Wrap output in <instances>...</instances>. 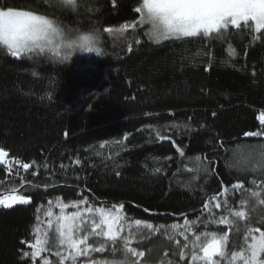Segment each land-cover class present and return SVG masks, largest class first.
I'll use <instances>...</instances> for the list:
<instances>
[{"label":"trees","instance_id":"obj_1","mask_svg":"<svg viewBox=\"0 0 264 264\" xmlns=\"http://www.w3.org/2000/svg\"><path fill=\"white\" fill-rule=\"evenodd\" d=\"M141 5L0 0V9L32 11L75 31V41L91 33L100 47L17 59L0 46V148L9 153L0 164V197L31 200L0 208V264L42 263L21 253L34 250L40 223L61 211L56 204L68 205L69 215L120 210L121 236L145 253L139 264H193L195 235L213 231L228 234L229 257L214 259L229 264L246 226L264 231V135H245L264 131V37L253 42L230 27L220 38L156 43L147 25L131 26ZM221 217L235 222H210ZM83 234L93 247L106 241L89 228ZM115 247L105 243L78 264H125L122 245Z\"/></svg>","mask_w":264,"mask_h":264},{"label":"snow or ice","instance_id":"obj_2","mask_svg":"<svg viewBox=\"0 0 264 264\" xmlns=\"http://www.w3.org/2000/svg\"><path fill=\"white\" fill-rule=\"evenodd\" d=\"M62 3L75 6L76 0H62ZM135 12L141 14L142 23L150 25L151 34L156 43L169 39L220 38L226 34V30L230 27L235 30H243L251 36L253 42L264 37V0H142V5L136 7ZM128 27L127 23L123 25V29ZM132 27H135V25H132ZM104 31L110 33L113 29L106 28ZM62 36V30L44 15H38L32 11L14 10L11 7L6 10L0 9V46H4L7 53L14 58H30V55L37 51L43 53L46 49L51 50L56 38ZM96 39L95 35L87 33L79 37L78 43L69 41L67 46L69 48L77 46L84 51L99 53L100 49L93 46ZM128 51L131 52L132 48L129 47ZM55 54H58V52ZM260 122L264 124V113L260 115ZM245 135L258 137L264 135V131L247 132ZM8 155L9 153L6 150L0 148V164L8 163L5 160ZM261 155L264 156V153H261ZM196 159L199 160L200 158L196 157ZM76 163H79V161L77 160ZM22 166L25 170L31 167L27 163ZM205 171L207 172L208 169H205ZM232 187L240 189L244 186L235 184ZM251 195L257 196L258 193L252 192ZM30 202V197L24 195H8L0 199V206L12 208L15 204L27 205ZM81 203H87V201H81ZM241 203H244V201H241ZM260 203L264 204V200H261ZM59 206L62 212L64 208L68 207L64 204ZM73 206L78 208V205ZM207 206L205 204V208ZM220 206V203L215 204L216 208H220ZM88 211L91 210L88 209ZM98 214L101 219L99 223L93 221V234L105 237V243L110 242L112 244V252L117 251L115 245L121 244L125 264H139L138 258L143 257L145 253L138 252L136 248L130 247L131 239L129 237L121 236L122 229L116 227L121 217L103 210H100ZM47 215L51 216L52 212L48 211ZM232 215L235 218H245L246 216L244 211H235ZM79 216L80 213L77 212L71 216L58 218L60 221V243L66 245L68 250V255L61 257L60 264L69 259L75 264L77 257L88 256L91 252L105 251V243H101L99 247H93L87 243L88 236L79 237L74 235V226ZM210 222L232 225L235 221L227 217H221L219 220L210 218ZM136 223L139 225L141 222L136 221ZM185 223L187 224L188 221H185ZM146 227L151 228L152 225L147 224ZM96 229H100V231L96 232ZM236 231L240 232V228L237 227ZM244 231L246 232L243 237L244 246L241 251L230 254L229 264L237 260L241 264H264V231H261L258 227L252 228L249 226H246ZM255 233H258V235H255ZM181 235H184V233H181ZM201 236L205 238L202 243L200 242ZM249 237L251 243H248ZM184 239L188 241L186 235H184ZM228 240L227 233L218 234L215 231L195 235V240L191 245V261L193 264H197V262L198 264H220V261L214 259V257H220L221 259L229 257L227 252ZM43 244L44 242L37 239L35 244L30 245L34 250L31 253L22 252L21 255L30 256L31 259L35 260L45 251ZM235 246V242H233V247ZM185 247H188V245L185 244ZM56 255L61 256L59 252ZM179 255L180 259L183 260L184 253L181 252ZM129 256L137 259L129 261ZM44 264H50V261L45 259ZM90 264H97V261L92 260ZM101 264H107V262H101ZM113 264H116V262H113Z\"/></svg>","mask_w":264,"mask_h":264},{"label":"rangeland","instance_id":"obj_3","mask_svg":"<svg viewBox=\"0 0 264 264\" xmlns=\"http://www.w3.org/2000/svg\"><path fill=\"white\" fill-rule=\"evenodd\" d=\"M138 23H142L141 18L137 23L135 22V23L131 24V26L136 25ZM142 24L147 25L149 32L151 33L150 25L147 23H142ZM57 26L61 29V27L59 25H57ZM61 30H62L63 36L57 37L54 44L51 47V50L46 49L45 51H49V52H53V53L58 52V54H60V55L68 53V52H75L73 54L91 53L88 51H84L77 46H73L72 48H69L67 46V44L69 41H75L74 35L76 32L73 30H70V31L69 30H63V29H61ZM151 36L153 37L152 34H151ZM78 41H79V39L76 40L77 43H78ZM93 46L100 49L99 43H98V45H96V41H95ZM93 52H96V51H93ZM259 119H260V117H259ZM6 158H5V160H6ZM12 195H21V194H12ZM6 196H8V195H6ZM3 197L4 196L0 197V199H2ZM16 205H19V204H15L14 206H16ZM59 205L60 204H56L55 207H57L61 210ZM1 207L2 206H0V208ZM99 211L100 210H98L94 213H89L90 211L86 212V213L85 212L80 213L79 219L76 221V224L74 226V235L79 236V237L88 236L86 234H83L87 228H89L91 230V233H93L92 232L93 221H95L96 223H99L100 219H101V217L98 214ZM110 213H112L113 215H117V216L121 217V219L119 220V223L116 225V227H118V225L120 224V221L122 220L120 210H117L114 212L112 211ZM61 216H71V215L67 214V212H65V209H63V212L60 211V213L56 214V216H54V218H52L51 216H48V218H50V217L52 218L51 222H49V223L45 222L44 223L42 221L43 223L41 222L39 225V228H38L39 231H37L38 239L41 240L42 242H44L43 246L45 248V251H43L41 253V256L37 257V258L42 259L41 264H44L45 259H47L48 261H50V259H52L53 264H60L61 257L68 255V250L66 248V245H63L60 243V235H59L60 221L58 218ZM99 231H100V229H96V232H99ZM81 247H84V246H81ZM57 252H59L61 254V256L58 257L56 255ZM83 257H86V256L77 257L75 264H78L79 260L82 259ZM63 264H73V262L69 259V260H64ZM234 264H241V262L237 260V261H234Z\"/></svg>","mask_w":264,"mask_h":264},{"label":"water","instance_id":"obj_4","mask_svg":"<svg viewBox=\"0 0 264 264\" xmlns=\"http://www.w3.org/2000/svg\"><path fill=\"white\" fill-rule=\"evenodd\" d=\"M1 196V195H0Z\"/></svg>","mask_w":264,"mask_h":264}]
</instances>
